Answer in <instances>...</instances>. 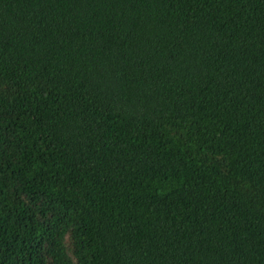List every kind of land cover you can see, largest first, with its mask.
Returning <instances> with one entry per match:
<instances>
[{
    "label": "trees",
    "instance_id": "16d2710c",
    "mask_svg": "<svg viewBox=\"0 0 264 264\" xmlns=\"http://www.w3.org/2000/svg\"><path fill=\"white\" fill-rule=\"evenodd\" d=\"M0 264H264V0H0Z\"/></svg>",
    "mask_w": 264,
    "mask_h": 264
}]
</instances>
